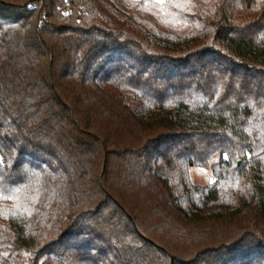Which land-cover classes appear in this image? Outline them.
<instances>
[{
    "label": "trees",
    "instance_id": "1",
    "mask_svg": "<svg viewBox=\"0 0 264 264\" xmlns=\"http://www.w3.org/2000/svg\"><path fill=\"white\" fill-rule=\"evenodd\" d=\"M0 264H264V0H0Z\"/></svg>",
    "mask_w": 264,
    "mask_h": 264
},
{
    "label": "rangeland",
    "instance_id": "2",
    "mask_svg": "<svg viewBox=\"0 0 264 264\" xmlns=\"http://www.w3.org/2000/svg\"><path fill=\"white\" fill-rule=\"evenodd\" d=\"M152 1L157 2V0H152ZM239 163L240 160L237 161V164ZM189 177L191 181L200 185H209L213 181V175L210 169L206 167H198V166L190 167Z\"/></svg>",
    "mask_w": 264,
    "mask_h": 264
},
{
    "label": "snow or ice",
    "instance_id": "3",
    "mask_svg": "<svg viewBox=\"0 0 264 264\" xmlns=\"http://www.w3.org/2000/svg\"><path fill=\"white\" fill-rule=\"evenodd\" d=\"M157 2L158 3H163V0H157ZM225 158H227V157H225Z\"/></svg>",
    "mask_w": 264,
    "mask_h": 264
}]
</instances>
